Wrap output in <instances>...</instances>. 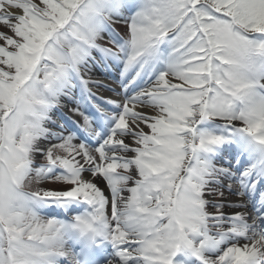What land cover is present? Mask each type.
<instances>
[{"label":"snow or ice","instance_id":"6c2138e0","mask_svg":"<svg viewBox=\"0 0 264 264\" xmlns=\"http://www.w3.org/2000/svg\"><path fill=\"white\" fill-rule=\"evenodd\" d=\"M0 264H264V0H0Z\"/></svg>","mask_w":264,"mask_h":264},{"label":"bare ground","instance_id":"6f19581e","mask_svg":"<svg viewBox=\"0 0 264 264\" xmlns=\"http://www.w3.org/2000/svg\"><path fill=\"white\" fill-rule=\"evenodd\" d=\"M110 76H112V77H110ZM114 77H115V74L105 75L104 70H101V69H97L94 72V78L95 79H99V80H101V81H103L104 83H107V84H111L112 83V79H114ZM94 91H97V94L99 96L104 97L105 99L113 97V93L107 91L106 89H99V90L94 89ZM69 107H71V105H69ZM68 114L71 115V113H68ZM72 118L74 119V117H72Z\"/></svg>","mask_w":264,"mask_h":264},{"label":"rangeland","instance_id":"374dc122","mask_svg":"<svg viewBox=\"0 0 264 264\" xmlns=\"http://www.w3.org/2000/svg\"><path fill=\"white\" fill-rule=\"evenodd\" d=\"M120 26H121V29H122L124 32H126V34H127V25L124 23V24H122V25H120ZM105 43L107 44V39H106ZM44 186H45V187H54V188H56V187H60V185H55V184H45ZM35 187H36V186L33 185L32 188H30V189L35 190ZM225 194L228 195L227 192H226Z\"/></svg>","mask_w":264,"mask_h":264}]
</instances>
